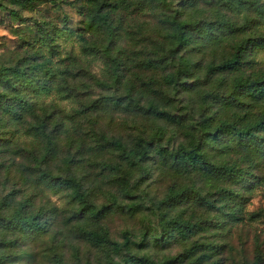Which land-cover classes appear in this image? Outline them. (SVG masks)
I'll return each mask as SVG.
<instances>
[{"label": "trees", "instance_id": "1", "mask_svg": "<svg viewBox=\"0 0 264 264\" xmlns=\"http://www.w3.org/2000/svg\"><path fill=\"white\" fill-rule=\"evenodd\" d=\"M15 1L19 5L54 2ZM88 1L86 21L96 36L104 37V44L90 47L86 44L82 54L104 61L101 74L94 75L91 68L85 67L76 70L74 66L82 60L75 55L68 62L52 64L42 49L54 47L52 41L56 31L42 27H38L36 39L25 42L27 48L21 58L0 63V154L6 153L12 145L23 164H30L20 166L12 160L7 163L6 170L12 165L18 166L24 181L32 182L39 192L45 188L66 194L69 220L61 227L44 220L46 214L55 218L66 214L64 208L55 206L42 209L35 217L22 215V206L7 215L5 211L11 198L0 199V234L10 232L14 236L13 239L0 238V264L14 258L13 247L20 242H42L53 226L66 239L72 236L102 250L109 264H121L114 262V258H119L123 264H155L145 255L135 257L129 253L127 233L123 245L111 239L102 221L111 213V207H116V199H111L110 206L97 207L92 200L94 192L86 187L88 175L74 171L83 168L87 161L81 151L83 146H74L73 137L83 130L80 120L89 112L119 107L122 103L126 109L140 112V116L152 124L150 130L138 131L133 144L116 137L103 140L118 153L116 158L124 167L104 161L97 165L109 171L123 170L121 176L114 175L112 185L120 187L121 194L128 199L132 198L127 181L129 169L136 166V159L154 151L162 165L175 173L201 172L222 185L218 199L222 206L229 208V222H239L242 221L241 205L236 199L241 198L242 192L251 190L256 181L253 170L264 163V72L256 70L251 57L255 47L264 46V1ZM204 6L210 7L209 10ZM123 12L133 21L148 19L157 26L156 30L142 31L139 24L136 26L139 34L123 29ZM146 35V39L138 43V38ZM122 38L133 43L134 48L140 47L141 59L130 51L128 56L121 54V49L117 50ZM229 78L232 79L230 85ZM77 83L106 95L97 100H90V96L85 98L72 89ZM213 83L217 87L209 88ZM203 87L208 89L204 98L201 96ZM52 94L61 100L75 98L78 107L68 114L52 101L45 102ZM179 96L182 98L178 100ZM259 108L262 109L255 112ZM71 122L73 127H70ZM87 129L91 131L93 126ZM170 131L173 137L167 141L170 138L181 140L172 148L165 143ZM21 135L35 141L25 142L23 146L17 142L12 144L13 139ZM80 139L83 141L82 137ZM65 141L68 155L59 160L61 151L66 148ZM98 148H103L102 142H96L91 149ZM74 149L77 154L71 155ZM230 153L238 158L231 163L221 160ZM111 155L114 157L113 153ZM247 162L248 168H243V163ZM2 168L3 163H0V176L6 172ZM234 186L239 189L232 190ZM193 194L186 188L174 189L161 206L169 211L190 199L212 204L208 197ZM128 211L135 215L140 210L131 205ZM220 225L213 221L197 225L182 218H171L160 235L149 234L148 242L158 248L167 247L174 241L188 239L203 226L219 228ZM144 244L138 246L140 250ZM219 251L214 244L196 242L175 260L183 258L182 262L189 261V264H218ZM50 252L54 264H70L62 250L53 248ZM78 261L75 259L73 264ZM260 261L257 255L255 264Z\"/></svg>", "mask_w": 264, "mask_h": 264}, {"label": "rangeland", "instance_id": "2", "mask_svg": "<svg viewBox=\"0 0 264 264\" xmlns=\"http://www.w3.org/2000/svg\"><path fill=\"white\" fill-rule=\"evenodd\" d=\"M0 4V63L13 62L21 58L27 48L25 42L36 39L38 27H42L56 31L52 41L54 47L42 49L43 54L52 64L60 65L61 62H68V59L75 55L82 60L80 64L74 66L76 70L85 67L91 68V73L94 75L101 74L104 69V61L98 57L82 54V48L86 44L88 47L92 44L94 46L104 44V37L96 36L94 29L90 28L86 21L90 5L88 0H54L53 3L34 2L31 5H19L15 0H0ZM203 8L209 10L210 7L204 6ZM10 11H13L14 14ZM121 16L124 17L122 28L136 32V34L140 33L136 28L138 24L141 25L142 31L148 30L149 32L151 29L156 30L157 28L148 19L140 18L133 21L125 12L121 13ZM146 37L147 35L145 38H138V43L145 40ZM119 45L117 50L121 49L119 51L121 54L126 55L127 53L129 56L130 51L134 55L136 54L138 59L142 58L140 47L134 48V44L125 38H122ZM15 53H18L16 57L13 56ZM251 57L255 62L256 70L264 72V46L255 47L251 52ZM127 73L132 77L129 71ZM231 80L229 78V85ZM208 87L216 88L217 86L213 83ZM72 89L85 98L90 96V100H97L106 95L97 89L89 90V86L83 83H77L72 86ZM207 91L208 89L203 87L201 95L203 98ZM180 98L182 97L179 96L177 99ZM50 101L68 114L78 107V101L75 98L61 100L52 94L45 98V102ZM179 107L182 108L180 105ZM261 109H256L255 112ZM140 115V112L132 110V108L126 109L122 103L119 107L110 106L97 112H89L80 120L83 122V130L78 131L73 137L74 146H83L81 151L87 160L83 168H75L74 171L88 175L86 182L89 185L86 187L88 186L94 192L90 191L93 202L100 208L110 206L113 201L111 199H116V207H111V213L107 214L102 221L103 229L107 231L111 239L119 245H123V237L127 233L129 253L135 257L145 255L155 264H189V261L182 262L183 258L179 261L175 259L196 242L218 246L220 248L219 255L216 257L218 264H255L257 255H260L261 258L258 264H264V182L261 181L264 180V163L253 170L256 181L251 185V190L242 192L241 198L236 199L241 205L242 221L239 222H229L227 217L229 208L222 206L218 199V192L222 185L215 183L209 175L197 171L177 174L163 166L154 151H148L142 159H136V166L129 169L127 181L130 186L131 199L121 194L120 187H113L112 180L116 178L114 175L121 176L123 170L120 168L109 171L97 164L104 161L124 166L121 164V160L116 158L118 153L108 145L109 142L103 140L116 137L123 138V141L128 144H133L138 131L143 128L150 130L152 125L149 120L143 119ZM69 124L70 127L74 126L72 122ZM90 125L93 126L91 131L87 129ZM171 136L172 132L170 131L166 136L165 143L169 144L171 148L178 146L181 142L179 138H170L167 141ZM80 137L83 138V141ZM31 141L35 140L21 135L13 139L12 144L17 142L18 145L23 146L25 142ZM96 142H102L103 148L91 149ZM63 144L66 145V148L61 151L59 160L68 155L67 141ZM14 150L11 145L6 153L0 154V163H3L2 169L8 172H2V176H0V199L11 198L8 200L9 204L5 213L10 215L22 206V215L35 217L42 209L55 206L64 208L66 214L58 218L46 214L43 219L49 220L51 224L54 222L60 227L64 223H68L66 194L45 188H41L39 192L33 187L32 182L24 181L25 178L17 170L18 166L12 165L9 171L6 170L7 163L12 160L20 166L30 165L29 163L23 164L21 156ZM112 153L114 157L111 155ZM74 154H77L75 149L72 150L71 155ZM236 158L238 157L230 153L221 160L231 163ZM55 165L60 169L58 163ZM90 166L94 167L89 168ZM248 166V162L242 165L243 168H248ZM26 175L27 178H31L28 173ZM178 188H186L194 193L192 196L197 193L203 198L208 197L212 204L206 205L190 199L169 211H164L161 202L166 199L170 191ZM231 188L236 191L239 189L235 186ZM131 205H136L140 211L131 215L128 211V207ZM176 217L197 225L210 221L219 222L221 225L219 228L203 226V229H197L188 239L174 241L167 247L158 248L152 242H148L150 233L160 235L168 220ZM4 236L8 239L14 237L10 232L0 234V238ZM143 243H145L144 247L140 250L138 246ZM13 248L14 258L5 264H54L53 255L50 252L53 248L58 251L62 250L70 264L75 263V259L79 260L78 264H109L106 262V256L102 250L72 236L66 239L60 235L56 226L49 229L42 242H20ZM123 253L126 254V252ZM114 262L123 264L119 258H114Z\"/></svg>", "mask_w": 264, "mask_h": 264}]
</instances>
